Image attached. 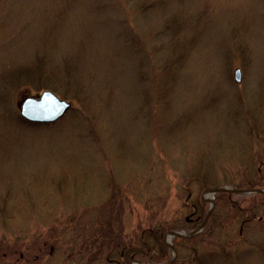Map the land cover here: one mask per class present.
Wrapping results in <instances>:
<instances>
[{
  "label": "rangeland",
  "instance_id": "rangeland-1",
  "mask_svg": "<svg viewBox=\"0 0 264 264\" xmlns=\"http://www.w3.org/2000/svg\"><path fill=\"white\" fill-rule=\"evenodd\" d=\"M37 59L76 78L78 98L53 90L72 103L53 123L20 121L21 101L45 90L22 71ZM253 184L264 0H0V264H133L142 228L173 224L169 245L201 223L187 222L194 200L208 214L207 189ZM215 196L194 238L172 236L177 264L195 249L264 264V197Z\"/></svg>",
  "mask_w": 264,
  "mask_h": 264
},
{
  "label": "trees",
  "instance_id": "trees-1",
  "mask_svg": "<svg viewBox=\"0 0 264 264\" xmlns=\"http://www.w3.org/2000/svg\"><path fill=\"white\" fill-rule=\"evenodd\" d=\"M23 69L24 68H22V71L27 70L24 73L26 77L28 79H31V82H36L37 89L39 90L52 89L58 92L61 96L71 95L72 98H78V90L76 89L77 87L76 78L73 76L72 72H70L68 69H66V71H64L63 73L60 72L53 74H51L50 72L46 73L43 62L41 60L38 61V59L34 69H30V70H28L29 68L24 70ZM20 121L24 123L27 122L23 117H21ZM250 188L255 189L260 187L253 184L251 185ZM232 194H233L232 191H219L216 192L215 198L225 199L227 198L226 196ZM256 195L264 197L263 192H256ZM193 203H194V219L193 218L187 219L188 224L191 222L193 223L194 221L195 224L196 222H202L206 217L204 215V204H205L204 199L199 198L197 200H194ZM234 207L237 208V206L235 205ZM250 209H253V207H250ZM181 226L184 225L181 224L178 225L179 228ZM172 227H176V226H173V224L159 223V224H151L148 227L142 228L135 244L132 246L131 250L127 254V260L134 259L136 257L145 262H152V263L163 260L164 259L163 257L167 256V251L169 250V245H166L163 239L165 233ZM196 235L197 234L191 237L178 236L179 237L178 239L191 240V238L192 237L194 238ZM155 251L156 253H158L159 251L160 256L156 255ZM222 252H223L222 249L199 250V251L195 249L194 254L196 256L194 257V259H192V261L195 264H212L209 263V260L213 259L214 257L223 258L228 255L227 251L225 253ZM179 260L180 259L177 257V259L174 260L175 262L173 264H177Z\"/></svg>",
  "mask_w": 264,
  "mask_h": 264
},
{
  "label": "water",
  "instance_id": "water-1",
  "mask_svg": "<svg viewBox=\"0 0 264 264\" xmlns=\"http://www.w3.org/2000/svg\"><path fill=\"white\" fill-rule=\"evenodd\" d=\"M241 77H242L241 68H236L235 70L236 80L240 81ZM71 105L72 103L70 101L60 97L53 90L46 89L41 93H39L38 95L27 96L21 101V116L31 122L52 123V122H56L58 119L63 117L65 113L70 109ZM250 190L264 193V188L250 189V188H236L229 186H216L207 189L205 191L206 195L204 197H206V199H211L212 205L210 206L209 212L206 215L204 221L197 228L189 232L180 230V231H169L167 233L166 239L169 245L173 249V257L170 260L169 264H173L178 254L175 245L173 244V242H171L172 236L173 235L192 236L203 229L214 207V201L212 198L213 193H216L218 191L242 192V191H250ZM135 263L148 264L141 260H135Z\"/></svg>",
  "mask_w": 264,
  "mask_h": 264
},
{
  "label": "bare ground",
  "instance_id": "bare-ground-1",
  "mask_svg": "<svg viewBox=\"0 0 264 264\" xmlns=\"http://www.w3.org/2000/svg\"><path fill=\"white\" fill-rule=\"evenodd\" d=\"M135 264V263H134Z\"/></svg>",
  "mask_w": 264,
  "mask_h": 264
}]
</instances>
